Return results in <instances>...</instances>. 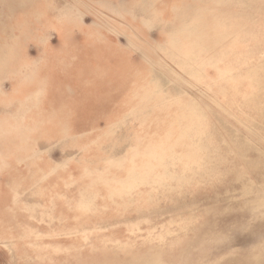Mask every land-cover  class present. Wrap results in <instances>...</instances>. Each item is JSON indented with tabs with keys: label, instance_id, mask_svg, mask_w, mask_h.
Instances as JSON below:
<instances>
[{
	"label": "rangeland",
	"instance_id": "1",
	"mask_svg": "<svg viewBox=\"0 0 264 264\" xmlns=\"http://www.w3.org/2000/svg\"><path fill=\"white\" fill-rule=\"evenodd\" d=\"M260 4L0 0V264H103L116 243L135 246L114 255L130 264L185 199L177 187L126 193L125 158L137 139L168 130L191 142L176 125L185 119L205 130L194 142L226 156L195 193L197 213L210 204L204 218L223 233L205 263L253 264L264 240V214L253 210L264 192V117L241 127L228 171V24L239 28ZM198 17L200 41L176 45L196 47L203 81L172 41Z\"/></svg>",
	"mask_w": 264,
	"mask_h": 264
},
{
	"label": "bare ground",
	"instance_id": "2",
	"mask_svg": "<svg viewBox=\"0 0 264 264\" xmlns=\"http://www.w3.org/2000/svg\"><path fill=\"white\" fill-rule=\"evenodd\" d=\"M260 1L261 9L253 15L250 14L245 24L239 28L237 24H228V37H231L228 43V171L234 163L235 150H240L238 142L241 139L240 134L242 135L241 127L247 133L252 129L251 125L258 123L255 121L259 116L264 117V0ZM246 2L252 7L258 0ZM32 8L37 17H44V13L39 12L35 4ZM201 26V18H194L183 28L187 33L180 30V35L172 38L173 48H177L184 57L182 64L190 69V75L197 81H203L204 63L197 55L196 47H179L176 43L178 44L180 38L191 39L192 43L199 42V38H202L198 34ZM216 102L221 105L218 99ZM176 125L181 136L187 135L192 139L191 142L171 140L168 135L171 130H168V134L149 137L144 142L137 139L132 154L124 161L127 174L119 182L126 193L142 185L157 186L166 191L177 187L184 192L185 199L181 211L178 210L176 214L169 213L165 228L151 236L147 250H138L132 254L130 264H206L212 249L223 236L222 232L215 230L216 222L212 223L208 219L212 215L210 212L214 210L208 206L210 204L204 207L203 214L197 213L201 201L196 198L195 193L205 175L211 176L208 172L212 162L220 164L226 156L213 155L207 139H201L202 143L193 141L196 133L201 137L205 131L200 122L185 119L181 123L176 122ZM243 136L247 138V134ZM217 150L218 147L216 153ZM117 163L118 166L123 165V161L115 162ZM159 168L161 171L157 172ZM262 195L261 199L254 202L253 210L257 215L264 214V192ZM207 215L209 216L205 219ZM256 247L258 251L253 264H264V240ZM135 249L133 244L116 243L113 253L129 254ZM114 255L105 257L102 263L116 264L117 258ZM214 261L215 259H211L209 264Z\"/></svg>",
	"mask_w": 264,
	"mask_h": 264
}]
</instances>
